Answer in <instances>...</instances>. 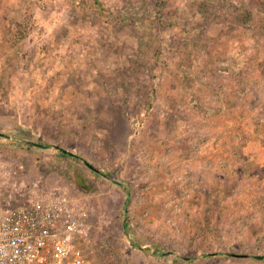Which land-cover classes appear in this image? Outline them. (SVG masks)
Returning a JSON list of instances; mask_svg holds the SVG:
<instances>
[{"label":"rangeland","instance_id":"1","mask_svg":"<svg viewBox=\"0 0 264 264\" xmlns=\"http://www.w3.org/2000/svg\"><path fill=\"white\" fill-rule=\"evenodd\" d=\"M0 164L86 264H264V0H0Z\"/></svg>","mask_w":264,"mask_h":264},{"label":"built area","instance_id":"2","mask_svg":"<svg viewBox=\"0 0 264 264\" xmlns=\"http://www.w3.org/2000/svg\"><path fill=\"white\" fill-rule=\"evenodd\" d=\"M10 171L0 164V264H86L80 245L89 208L65 191L31 195L24 204L1 201Z\"/></svg>","mask_w":264,"mask_h":264},{"label":"water","instance_id":"3","mask_svg":"<svg viewBox=\"0 0 264 264\" xmlns=\"http://www.w3.org/2000/svg\"><path fill=\"white\" fill-rule=\"evenodd\" d=\"M88 167H90L91 169L95 170V171H98L95 167H93L92 165L90 164H87ZM236 256H239V257H249V255L247 254H243V255H236ZM255 258H258L260 260L264 259V256H255Z\"/></svg>","mask_w":264,"mask_h":264},{"label":"trees","instance_id":"4","mask_svg":"<svg viewBox=\"0 0 264 264\" xmlns=\"http://www.w3.org/2000/svg\"><path fill=\"white\" fill-rule=\"evenodd\" d=\"M126 226V225H125ZM127 231V230H126ZM215 254H217V255H220V254H222V253H206V254H203V257H210V256H212V255H215ZM224 255V254H223ZM192 258V257H191ZM191 258H189V259H191ZM258 259V258H257ZM263 260V259H262Z\"/></svg>","mask_w":264,"mask_h":264}]
</instances>
